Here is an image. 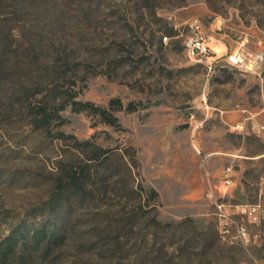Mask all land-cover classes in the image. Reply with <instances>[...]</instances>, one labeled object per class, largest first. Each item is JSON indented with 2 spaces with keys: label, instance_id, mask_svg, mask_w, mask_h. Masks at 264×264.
I'll return each instance as SVG.
<instances>
[{
  "label": "rangeland",
  "instance_id": "rangeland-1",
  "mask_svg": "<svg viewBox=\"0 0 264 264\" xmlns=\"http://www.w3.org/2000/svg\"><path fill=\"white\" fill-rule=\"evenodd\" d=\"M192 18L218 53L241 43L264 51V0H0V240L47 198L56 162L76 157L71 135L108 151L109 163L121 154L138 163L134 179H111L96 202L63 215L72 227L53 258L21 264H264V220L245 219L249 244L231 243L217 207L255 201L264 181V76L209 73L191 59ZM27 80L57 101L55 84L102 106L120 98L121 126L68 106L67 122L32 131L13 96ZM59 130L68 136L56 138ZM126 182L157 190L148 199L156 208L144 199L141 210ZM112 222L130 223L117 244L103 237Z\"/></svg>",
  "mask_w": 264,
  "mask_h": 264
},
{
  "label": "trees",
  "instance_id": "trees-1",
  "mask_svg": "<svg viewBox=\"0 0 264 264\" xmlns=\"http://www.w3.org/2000/svg\"><path fill=\"white\" fill-rule=\"evenodd\" d=\"M171 30V34H174ZM6 48L10 46L9 39H6ZM28 57V56H27ZM52 90H57L64 100L57 101L50 98L46 92L49 88L36 87L31 81H25L14 89L13 96H17V104H21L20 113L24 115V121L31 127L32 131L51 132L53 127L60 126L67 122L62 111L71 106L74 112H85L91 114L99 121L120 127L119 119L115 112L124 108V103L120 98H112L108 106H102L92 101L78 99V92L72 87H65L64 84H55ZM129 111L135 110L133 103L126 107ZM63 131H57L56 138H65ZM74 139L75 148L78 153L75 158L68 161L59 159L56 162L57 171L53 177L45 179L50 185L49 193L41 205L29 216L13 223L10 232L0 240V264H21L24 259L30 256L39 255L42 260L53 258L55 251L62 245L66 238L67 230L72 226L65 223L63 215L73 213L77 206L86 202H96L102 192L107 191L103 185L107 186L111 179L117 183H125L127 175L133 176V168L138 165L135 154L127 158L121 154V160L109 163L111 157L108 151L99 146L93 145L89 140H80L76 136ZM90 146L93 148L88 149ZM264 161V156L261 157ZM123 191L139 197L141 201L140 209L145 205L142 201L151 197L157 199L159 193L155 189L148 190L141 182L136 186L122 185ZM148 207L156 208V205L149 204ZM144 215L148 211H144ZM154 222L156 217H154ZM122 224V223H120ZM159 224V222H158ZM130 223L118 225L112 222V227L106 237L112 243L122 241V230ZM132 228V226H131ZM126 246H119L123 251Z\"/></svg>",
  "mask_w": 264,
  "mask_h": 264
},
{
  "label": "built area",
  "instance_id": "built-area-1",
  "mask_svg": "<svg viewBox=\"0 0 264 264\" xmlns=\"http://www.w3.org/2000/svg\"><path fill=\"white\" fill-rule=\"evenodd\" d=\"M185 27L188 30L185 40L187 55L191 59L203 63L209 73L215 72L220 67H230L241 73L263 78L264 51L250 49L241 43L234 50L227 49L223 53H218L213 48L212 36L206 32L199 19L192 18L186 21ZM233 173V167L227 166L225 169L227 184L232 182ZM217 207L223 224L221 238L231 243L241 241L248 245L251 234L245 219L253 224H260L264 220V181L261 183L255 201L241 204L219 203ZM237 216H240L241 219H236Z\"/></svg>",
  "mask_w": 264,
  "mask_h": 264
},
{
  "label": "crops",
  "instance_id": "crops-1",
  "mask_svg": "<svg viewBox=\"0 0 264 264\" xmlns=\"http://www.w3.org/2000/svg\"><path fill=\"white\" fill-rule=\"evenodd\" d=\"M215 42H216V44L214 45V47H215V49H216V47H219V46H218V43H219V42H218V40H215Z\"/></svg>",
  "mask_w": 264,
  "mask_h": 264
},
{
  "label": "bare ground",
  "instance_id": "bare-ground-1",
  "mask_svg": "<svg viewBox=\"0 0 264 264\" xmlns=\"http://www.w3.org/2000/svg\"><path fill=\"white\" fill-rule=\"evenodd\" d=\"M213 40H215V39H213ZM215 48V47H214Z\"/></svg>",
  "mask_w": 264,
  "mask_h": 264
}]
</instances>
